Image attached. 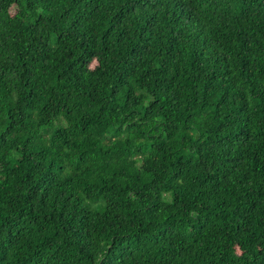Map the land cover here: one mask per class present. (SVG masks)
<instances>
[{
    "label": "trees",
    "instance_id": "trees-1",
    "mask_svg": "<svg viewBox=\"0 0 264 264\" xmlns=\"http://www.w3.org/2000/svg\"><path fill=\"white\" fill-rule=\"evenodd\" d=\"M0 264H264V0H0Z\"/></svg>",
    "mask_w": 264,
    "mask_h": 264
}]
</instances>
